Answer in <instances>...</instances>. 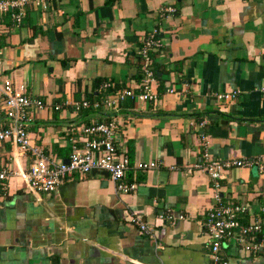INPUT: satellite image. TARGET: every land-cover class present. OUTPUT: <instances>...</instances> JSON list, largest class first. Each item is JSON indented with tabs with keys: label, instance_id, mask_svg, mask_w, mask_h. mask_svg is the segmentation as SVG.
Segmentation results:
<instances>
[{
	"label": "crops",
	"instance_id": "1",
	"mask_svg": "<svg viewBox=\"0 0 264 264\" xmlns=\"http://www.w3.org/2000/svg\"><path fill=\"white\" fill-rule=\"evenodd\" d=\"M43 1L26 6L19 24L0 14V80L9 77L44 104L27 112L31 142L56 155L53 146L69 149L68 124L114 118L116 144L130 162L125 179L136 185L119 192L104 172L92 171L33 195L18 177L7 180L0 264H211L203 221L217 203L214 193L220 202L246 204L248 214L264 207V162L262 169L230 167L215 191L194 168L203 149L220 160L264 154V0ZM165 5L174 11L160 16ZM153 28L162 38L153 54L155 97L73 112L71 100L103 95L93 79L138 81L134 49ZM231 90L233 98H216ZM7 123L0 99V126ZM30 160L0 143V166L26 169ZM147 160L160 164L134 166ZM165 212L175 219L161 217ZM133 213L152 235L130 222ZM224 244L218 253L227 264H262L232 239Z\"/></svg>",
	"mask_w": 264,
	"mask_h": 264
},
{
	"label": "built area",
	"instance_id": "2",
	"mask_svg": "<svg viewBox=\"0 0 264 264\" xmlns=\"http://www.w3.org/2000/svg\"><path fill=\"white\" fill-rule=\"evenodd\" d=\"M43 0H0V14L8 13L12 22L19 24L25 12L26 6H42ZM172 6H161L159 15L172 13ZM160 28H153L139 38L134 49L137 57L141 77L133 85L114 87V83L103 80L98 91L110 88L111 91L96 99L81 97L71 100L73 112L86 109L116 110L119 104L129 98L131 100L146 101L155 97L153 91L156 85L153 70V54L162 46V38L159 35ZM260 90L264 92V87ZM167 91L172 92V89ZM236 90L216 93L219 100L231 99ZM1 110L7 120V124L0 126V143L8 142L14 146L18 153H28L31 157L26 169L13 168L10 163L0 166V188L5 182L18 177L24 185V189L33 195L37 193L49 194L59 184L70 178L73 174L83 176L92 171L104 172L113 183L114 189L119 192H129L135 188L134 181H127L125 173L130 166L128 156L124 150L117 146V122L114 118L103 121H94L87 124H68L66 133L69 142V152L64 158L43 151L42 148L31 142V137L26 129L27 112L34 107L42 109L44 104L41 99L29 98L21 85H15L9 77L0 80ZM55 109L61 108V104H55ZM12 158L14 156L12 155ZM264 154L260 158L249 159H224L212 158L206 149L201 152V159L194 164V168L203 170L211 179L214 191L219 187V179L224 172L233 166H251L255 164L262 169ZM160 164L157 160L139 161L134 166L140 170H152ZM217 203L205 211L203 231L208 245V257L211 264H227L226 260L219 257V249L225 245V241L232 239L233 243L244 254H251L260 258L264 264V207L258 211L247 213L248 206L233 201L220 202L214 193ZM247 215L246 222L242 218ZM173 221L175 218L170 212L161 216ZM178 217H181L180 215ZM130 222L137 226L140 232L152 235L153 229L133 213Z\"/></svg>",
	"mask_w": 264,
	"mask_h": 264
},
{
	"label": "trees",
	"instance_id": "3",
	"mask_svg": "<svg viewBox=\"0 0 264 264\" xmlns=\"http://www.w3.org/2000/svg\"><path fill=\"white\" fill-rule=\"evenodd\" d=\"M113 0H105L104 1V3H105V5H110L111 4V2H112ZM140 77H141V73H140V71H139V65H138V80L140 79ZM103 80H106V79H103V78H98V79H93L92 80V85H93V88L94 87H96V90L98 89V87H99V85H100V83L103 81ZM114 83V87H119V86H126V84L124 83V82H122V84H117V83H115V82H113ZM111 91V89L110 88H107L106 90H104V91H101L103 94H105V93H108V92H110ZM93 96V92H89V93H86L85 94V98H91ZM98 97V96H97ZM96 97V98H97ZM86 110H92V109H86ZM81 111H83V110H81ZM70 124H75V123H70ZM5 125V124H4ZM4 125H2V126H4ZM53 151L56 153V155H58L59 157L61 156V157H66L67 156V154H68V152H69V149L68 148H66V149H59V148H56V146H53ZM264 205V204H263ZM262 216H264V215H262Z\"/></svg>",
	"mask_w": 264,
	"mask_h": 264
},
{
	"label": "water",
	"instance_id": "4",
	"mask_svg": "<svg viewBox=\"0 0 264 264\" xmlns=\"http://www.w3.org/2000/svg\"><path fill=\"white\" fill-rule=\"evenodd\" d=\"M63 161H64V162H66L67 160H66V159H64Z\"/></svg>",
	"mask_w": 264,
	"mask_h": 264
}]
</instances>
